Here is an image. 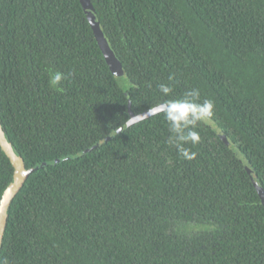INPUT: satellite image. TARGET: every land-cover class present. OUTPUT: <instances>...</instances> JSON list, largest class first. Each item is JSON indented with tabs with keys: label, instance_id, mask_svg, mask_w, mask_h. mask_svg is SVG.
Wrapping results in <instances>:
<instances>
[{
	"label": "trees",
	"instance_id": "16d2710c",
	"mask_svg": "<svg viewBox=\"0 0 264 264\" xmlns=\"http://www.w3.org/2000/svg\"><path fill=\"white\" fill-rule=\"evenodd\" d=\"M90 3L122 77L79 0H0V127L25 169L41 166L8 206L0 260L264 264L262 202L208 125L191 160L166 143L162 113L100 143L130 112L198 88L264 190V0ZM50 71L70 74L62 91ZM13 173L0 147V200Z\"/></svg>",
	"mask_w": 264,
	"mask_h": 264
},
{
	"label": "water",
	"instance_id": "95a60500",
	"mask_svg": "<svg viewBox=\"0 0 264 264\" xmlns=\"http://www.w3.org/2000/svg\"><path fill=\"white\" fill-rule=\"evenodd\" d=\"M80 4L84 10V14L86 16V19L88 20V23L90 25V28L94 34V37L97 41V44L101 50V53L106 61V64L115 77H122L124 76V70L120 62L114 57L112 51L109 49L106 40L103 37V34L99 28V22L95 15L94 9L91 6L90 0H79ZM163 104H159L143 113L140 114H133L129 113L130 118L129 120L120 128L125 129L132 124H135L139 121H142L148 117H151L155 114H158L156 111L157 109H160ZM214 133L218 136V138L225 144V146L232 152V154L235 156V158L240 162L242 167L245 169L246 173L248 174L250 180L252 181V184L259 195V198L262 202V205L264 207V190L262 186L258 183V180L254 174V171L249 163V161L243 156V154L240 152L238 147L232 143V141L228 138V136L221 131V129L217 126V124L214 122L212 125H208ZM219 130V131H218ZM115 135V132L110 134L108 137L103 139L100 143H103L110 138H112ZM0 147L3 150V152L6 154V156L9 158L13 169V180L8 185L6 190L3 192L1 200H0V247H1V241L2 236L5 230L6 225V219H7V210L8 206L11 202V200L14 198V196L17 194V192L22 187L25 179L28 177L30 173H32L34 170L41 166H36L31 169H25L23 166L21 158L17 155V153L14 151L11 144L8 142L7 138L5 137L1 127H0ZM238 150V151H237Z\"/></svg>",
	"mask_w": 264,
	"mask_h": 264
},
{
	"label": "clouds",
	"instance_id": "9594fccd",
	"mask_svg": "<svg viewBox=\"0 0 264 264\" xmlns=\"http://www.w3.org/2000/svg\"><path fill=\"white\" fill-rule=\"evenodd\" d=\"M50 86L57 91H62L60 87L62 81L67 80L70 74L60 71H50ZM172 76L169 77L171 81ZM159 90L164 96L173 92L171 84L159 85ZM215 103L211 99L201 101V93L198 88H193L185 92L182 98L167 100L160 109L156 111L162 113L168 125L169 136L166 143L174 147L178 154L187 160L195 158L196 153L191 152L185 145H197L201 141V136L196 130L201 124L212 125L215 115ZM123 131L117 128L115 134ZM219 131V130H218ZM238 151V150H237ZM63 160H68L69 156H64ZM0 264H7L6 260H0Z\"/></svg>",
	"mask_w": 264,
	"mask_h": 264
}]
</instances>
